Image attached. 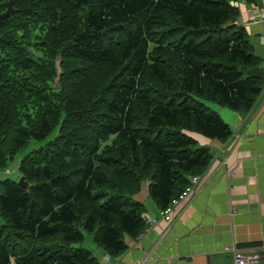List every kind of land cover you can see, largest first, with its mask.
Instances as JSON below:
<instances>
[{
    "label": "trees",
    "instance_id": "obj_1",
    "mask_svg": "<svg viewBox=\"0 0 264 264\" xmlns=\"http://www.w3.org/2000/svg\"><path fill=\"white\" fill-rule=\"evenodd\" d=\"M0 22V264H100L144 230L225 141L217 107L249 111L263 60L237 22L256 0H11ZM8 0H0V12ZM60 70L58 86H54Z\"/></svg>",
    "mask_w": 264,
    "mask_h": 264
},
{
    "label": "crops",
    "instance_id": "obj_2",
    "mask_svg": "<svg viewBox=\"0 0 264 264\" xmlns=\"http://www.w3.org/2000/svg\"><path fill=\"white\" fill-rule=\"evenodd\" d=\"M263 4L239 1L237 22L247 31L264 69L258 19ZM217 110L232 133L225 141L192 134L214 152L191 196L176 206L167 223L148 196V182H143L133 198L146 201L143 215L151 222L139 239L125 237L127 249L111 257L112 264H232L231 245L264 264V92L247 112L223 106ZM93 246L103 262L106 253Z\"/></svg>",
    "mask_w": 264,
    "mask_h": 264
},
{
    "label": "built area",
    "instance_id": "obj_3",
    "mask_svg": "<svg viewBox=\"0 0 264 264\" xmlns=\"http://www.w3.org/2000/svg\"><path fill=\"white\" fill-rule=\"evenodd\" d=\"M258 19L261 24L260 43L264 47V4L258 8ZM235 140H237V137H235ZM200 177H201L200 175L192 176L190 178L188 185L185 187V189L177 197L173 198L166 207L159 209V215L164 221H166L167 223H170L172 221L176 206L181 201H185L191 196L196 186L198 185ZM150 222H151V219L147 218L146 225H149ZM143 234H144V231H141L140 233H138L137 238L139 239L140 237L143 236ZM228 250L232 254L233 264H257V261L255 260L254 255H250L248 253L243 252L236 245L229 246ZM100 264H112L111 256L108 253H106L104 255L103 262Z\"/></svg>",
    "mask_w": 264,
    "mask_h": 264
},
{
    "label": "rangeland",
    "instance_id": "obj_4",
    "mask_svg": "<svg viewBox=\"0 0 264 264\" xmlns=\"http://www.w3.org/2000/svg\"><path fill=\"white\" fill-rule=\"evenodd\" d=\"M47 140L48 138L45 140H36V139L29 140V143L14 156L13 160L9 161L7 167L0 169V180L4 178H10V179L17 181L20 178L19 171H18V163H19L20 158L24 156L27 152L32 150L33 148H37L43 145ZM145 204L147 205L146 201H145ZM91 237L92 235L89 232L84 231V239L82 242L78 244L86 248H89L91 244L93 243Z\"/></svg>",
    "mask_w": 264,
    "mask_h": 264
},
{
    "label": "water",
    "instance_id": "obj_5",
    "mask_svg": "<svg viewBox=\"0 0 264 264\" xmlns=\"http://www.w3.org/2000/svg\"><path fill=\"white\" fill-rule=\"evenodd\" d=\"M12 13H14V8L12 6V1L8 0L6 9L4 11L0 12V22L4 18L8 17ZM60 72H61L60 70L57 71V75H56L55 80H54V86H58V80H59ZM209 150H210L211 154L214 152L213 149H209ZM16 182L19 185H21L22 187H25V188L29 187L27 181L24 178V176H20V178Z\"/></svg>",
    "mask_w": 264,
    "mask_h": 264
}]
</instances>
